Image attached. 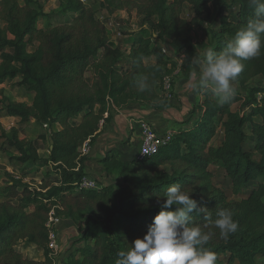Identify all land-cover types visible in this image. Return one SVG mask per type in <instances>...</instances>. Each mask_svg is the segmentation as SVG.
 <instances>
[{
    "label": "trees",
    "instance_id": "16d2710c",
    "mask_svg": "<svg viewBox=\"0 0 264 264\" xmlns=\"http://www.w3.org/2000/svg\"><path fill=\"white\" fill-rule=\"evenodd\" d=\"M186 5L194 12L190 21L182 17ZM100 8L110 15L136 11L141 17L138 30L125 40L129 51L112 42L106 23L82 0H60L59 15L73 14L72 19L44 29L39 28L46 14L40 0H0V83L20 79L19 86L34 94L31 104L4 99L3 110L21 124L35 119L39 126L48 125L50 154L42 158L35 140L22 139L23 127L1 129L0 139L8 146L10 164H52L58 175L33 188L0 163V173L10 178L3 189L5 200H0V264H55L49 248L52 212L82 225L83 245L73 247L63 264H115L119 251L146 235L161 210L158 199L174 184L207 209L191 213L189 221L210 234L204 250L218 259L228 255L227 264H264V82L252 84L256 78L264 80V50L244 61L238 90L228 103L220 104L207 90L156 154L123 161L110 152L99 160L100 187L76 190L88 175L89 158L81 149L86 141L95 142L102 121L131 104L155 111L170 108L163 82L179 67L176 56H184L180 71L191 77L196 61H203L209 49L219 54L256 18L250 0H100ZM207 20L218 24L207 25ZM196 24L204 33L199 42L194 39ZM36 44L30 52L29 46ZM163 45L173 55L165 56ZM236 104L247 111H234ZM55 125L61 129L53 130ZM40 139L46 142L47 136ZM213 166L226 173L234 195L257 184L245 198L230 201L214 183ZM219 208L231 209L239 225L228 238L213 223ZM23 241L43 250L45 259L24 256L17 248Z\"/></svg>",
    "mask_w": 264,
    "mask_h": 264
},
{
    "label": "clouds",
    "instance_id": "9594fccd",
    "mask_svg": "<svg viewBox=\"0 0 264 264\" xmlns=\"http://www.w3.org/2000/svg\"><path fill=\"white\" fill-rule=\"evenodd\" d=\"M250 5L256 10V18L241 27L219 54L209 49L204 60L197 61L199 74L193 71L188 82L193 90H211L220 104L234 97L244 61L259 57L264 50V0H250ZM139 86L144 89L147 85L142 81ZM158 203L161 210L146 235L134 240L126 251H119L115 264H216L217 254L203 249L210 234L199 226H189L191 213L207 209L199 207L179 184L169 186ZM173 206L174 210H169ZM213 223L222 238L239 227L229 208H219Z\"/></svg>",
    "mask_w": 264,
    "mask_h": 264
},
{
    "label": "rangeland",
    "instance_id": "374dc122",
    "mask_svg": "<svg viewBox=\"0 0 264 264\" xmlns=\"http://www.w3.org/2000/svg\"><path fill=\"white\" fill-rule=\"evenodd\" d=\"M82 2L89 6L93 7L96 12L98 18H103L104 22L108 24L110 22V19L107 18L103 13L102 9L100 8V0H82ZM41 6L43 8L44 13L46 12L47 14H44V17H42L39 21V28L44 29L47 28L50 24L52 25H57L66 21H69L72 19L73 14H68V15H59L58 9L60 6V0H40ZM136 11L133 12H127L128 14L132 13L133 15H130L129 17H123L121 14L118 15L120 21L122 22L123 26L121 28V34L126 35L129 34L130 31L138 29L140 26L141 21L139 20V17H136L135 13ZM182 17L186 20H192L194 17V12L192 10V7L190 5H186L183 11ZM102 19V20H103ZM3 23L0 21V25ZM218 22H212L211 20H207V25H217ZM111 35L113 36L114 34H117L116 32H113V29H110ZM117 31V32H120ZM204 33L202 30H200V27L196 24L194 28V39L195 42L201 41L203 39ZM125 39V36L124 38ZM118 42V41H116ZM124 42V41H123ZM36 46V45H35ZM34 45L29 46V51L34 50ZM167 49L169 47L167 46ZM172 54V53H171ZM173 55V54H172ZM195 68L193 71H195L197 74H199L200 71V66L196 61ZM88 76H90V73H88ZM191 78H186L182 73L179 76L174 77V83H173V92L171 96V100L175 103V113L179 112L181 115L186 116L187 113L190 112L192 107L195 106L197 100L199 99L200 96L202 98L204 97V94L207 90L205 89H197L193 90L188 87V82ZM20 79H13V80H7L5 82L0 83V117L3 116L1 114L3 103L2 101L6 98H9L10 100L16 101V102H24L27 104H31L34 98V94L29 92L26 88L20 87L19 86ZM264 82L262 78H256L252 84L255 85H261ZM236 91L238 90L237 86L235 85ZM210 96L218 99L214 93L211 92L210 90ZM234 111H241L242 113L244 110L241 108V104H236L233 106ZM247 111V110H245ZM3 127H7V131L11 130L12 127H17V128H22L23 133H21V138H28L35 140L38 144L39 151H44L42 152L43 155L46 154V150L48 149V144L47 143H39L40 137L43 135H46L47 137L50 134V130L45 127L39 126L37 124L31 125L30 123H17V122H10L7 126L6 124L2 126L0 124V130L3 129ZM1 132V131H0ZM158 133H161L158 131ZM247 133H249V128L247 130ZM220 136V134H219ZM47 142V141H46ZM215 145L219 144V138H216L213 142ZM250 142L247 141L246 143V148H250ZM8 146H4V139H0V160L2 163L4 162L3 159L7 158V155L5 151H7ZM38 151V152H39ZM12 169L10 171V174L19 177L20 179H23L24 183H27L33 188H40L41 185L52 181L55 177H58L57 173H55L53 170H48V168L43 169L41 164H33V163H28V164H19L16 162H12ZM213 174H214V183L215 185L224 190L225 193L227 194V197L230 201H235V200H241L245 198L246 195H248L249 191L256 186V184H252L249 188V190L244 191L240 195H234L232 193V188H231V182L230 179L226 176V173L219 167L213 166L212 168ZM3 178H8L6 176V172H1L0 173V200H5V195L3 193V189L6 188L5 182L7 181L6 179ZM4 180V181H3ZM105 183V181H104ZM82 225L81 224H74L72 223L69 225L68 229H70L69 232L71 234H67L66 238L64 240L59 238L60 244L62 245V250L58 253L56 256V261L55 264H63L64 260L67 256V254L70 252V250L73 247L76 246H82L83 243H79L80 239V233L82 230ZM67 227V225H66ZM67 229V230H68ZM63 241H65L63 244ZM75 245V246H74ZM18 249L23 251L24 256L28 258H34V259H39L42 256V251L40 248L33 247L31 244L28 242H20L19 245L17 246ZM228 261V255L220 257L217 259L216 264H227Z\"/></svg>",
    "mask_w": 264,
    "mask_h": 264
},
{
    "label": "crops",
    "instance_id": "0c3cea01",
    "mask_svg": "<svg viewBox=\"0 0 264 264\" xmlns=\"http://www.w3.org/2000/svg\"><path fill=\"white\" fill-rule=\"evenodd\" d=\"M102 13L107 18L110 19V22L113 23L112 28H114V32L117 33V34H114L113 36L111 35L112 42L121 46L123 50L129 51V45H127L125 42L126 38L129 37V34H126V35L121 34L120 30L123 24L120 21L118 15L121 14L123 17H126V16L129 17L130 15H133V14L132 13L128 14L126 11H119L113 15H110L105 10H102ZM135 15L136 17H138L137 13H135ZM102 19L103 18H101V20ZM140 19L141 17H139V20ZM137 30L138 29L130 31V34L136 32ZM117 31H120V32H117ZM124 36H125V39H123ZM36 47H37V44L34 47V50ZM33 51H30V52H33ZM175 60H177L179 67H181L184 64L183 55H177ZM197 61H200V60H197ZM125 64L128 66L129 62L126 61ZM180 74H181V71L177 76H179ZM185 77L188 79L192 78V76L191 77L185 76ZM202 100L203 98L202 96H200L195 106L198 105V103H200ZM171 103H172V106L165 111H155L152 108H149L145 105L131 104L122 109H117L113 118L110 121H105V120L102 121L101 126H100V132L98 136L96 137L95 142L91 144V151L88 155L89 160L86 166L87 174L90 176H94L96 178L102 179L103 170H102V165L99 163V160L102 157H105L110 152H116L117 154H119V156L121 157L123 161H129V160L135 159L141 147V144H142L141 121H144V120L148 121L157 131H160L161 133L167 130H178L179 128H181L182 123L186 120L187 116L193 110L195 106L192 107V109L190 110L189 113L186 114V116H183L179 112L175 113L174 108L176 105L172 100H171ZM1 114H3V116L0 117V124H2V126H4L5 124L7 126L10 122H17V123L21 122L19 118L9 116L6 113V111L3 110V107H2ZM107 116L108 114L105 115V118H107ZM28 123H30L31 125L36 124L35 119H32ZM52 128L53 130H56V131L61 129L60 125H55ZM3 129H5L6 131L8 130L7 127H3ZM38 141L39 143L41 142L43 144L44 143L48 144V149L46 150V154L43 155L42 152L44 151L38 152L42 158L46 159L50 154L49 152L50 137L49 136L47 137V142H44L42 139H39ZM3 160L4 162L2 163V161L0 160V163L4 165L6 167V171L10 173L12 169V165L9 163V159L5 158ZM42 167L43 169L48 168V170H53V167L51 165H45ZM3 179H6V178H3ZM72 223L73 222L68 221L60 225V227L58 228L59 235L62 240L66 238L67 234H71V232H69L71 228L68 229V227ZM64 242L65 241H63V244H65ZM32 246L36 247L34 245ZM18 250L23 253L22 250L20 249ZM41 254L43 257L39 259H34V258H31V259L42 261L45 259L44 252L42 251ZM233 264H239V263L238 261H235L233 262Z\"/></svg>",
    "mask_w": 264,
    "mask_h": 264
},
{
    "label": "built area",
    "instance_id": "2783aa9c",
    "mask_svg": "<svg viewBox=\"0 0 264 264\" xmlns=\"http://www.w3.org/2000/svg\"><path fill=\"white\" fill-rule=\"evenodd\" d=\"M108 28L113 29V23L109 22L106 24ZM162 52L165 56H171L170 50L167 49L166 45L162 46ZM180 73V67L175 69L172 74L165 76L163 82V90L167 97L171 98L173 92V83L174 77ZM48 128V125L44 126ZM141 131H142V144L137 153L136 159L138 161H144L147 158L151 157L152 155L156 154L159 149L169 143L173 136L174 132L172 130H167L163 133H158V131L148 122V121H141ZM91 151V144L90 140L86 141L84 146L81 149V152L84 156H88ZM51 166H53L51 164ZM101 182L99 178L94 176L87 175L85 176L79 183L76 184V190L84 191V190H97L100 187ZM70 220L63 219L60 217H56L54 212L51 213L48 227L50 230L49 235V248L51 250V256L56 259V256L61 250L60 244V235L58 228L60 225L68 222ZM56 261V260H55Z\"/></svg>",
    "mask_w": 264,
    "mask_h": 264
}]
</instances>
